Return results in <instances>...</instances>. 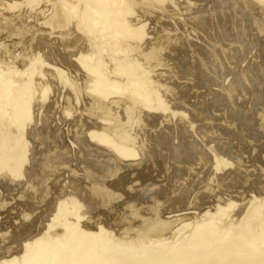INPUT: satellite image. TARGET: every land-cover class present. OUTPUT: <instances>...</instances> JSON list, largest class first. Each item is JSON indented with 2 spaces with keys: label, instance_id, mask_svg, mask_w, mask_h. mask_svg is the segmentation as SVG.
Instances as JSON below:
<instances>
[{
  "label": "rangeland",
  "instance_id": "374dc122",
  "mask_svg": "<svg viewBox=\"0 0 264 264\" xmlns=\"http://www.w3.org/2000/svg\"><path fill=\"white\" fill-rule=\"evenodd\" d=\"M13 1L0 2V68L32 70L34 95L21 174L0 163V258L16 256L62 199L83 215L82 228L94 231L98 224L134 239L145 232L169 236L164 222L172 214L186 212L174 226L182 234L215 204L234 220L244 216L250 194L264 198V0H119L129 11L122 10L124 20L143 26L137 37L120 32L115 41L87 32L80 10L62 8V0ZM39 8L45 10L40 16ZM116 40L129 48L121 52L139 62L136 71H145L164 106L153 99L152 110L144 107L128 85L106 98L89 92L91 82L74 57L86 55L89 65L103 57L113 68L128 60ZM27 57L35 60L28 69ZM7 126L18 134L14 124ZM91 131L109 133L136 155L118 156L88 138ZM57 226L50 235L60 233Z\"/></svg>",
  "mask_w": 264,
  "mask_h": 264
},
{
  "label": "bare ground",
  "instance_id": "6f19581e",
  "mask_svg": "<svg viewBox=\"0 0 264 264\" xmlns=\"http://www.w3.org/2000/svg\"><path fill=\"white\" fill-rule=\"evenodd\" d=\"M14 1L12 3H14ZM129 1L126 0V2ZM18 2L20 1L18 0ZM62 2L64 3V6L61 7L64 8L66 6V9L72 13L75 11V8H78L80 11H77L79 12V15L77 13V19L78 21H81L79 23L82 27H84L87 32H93L94 35L95 33H98L103 41L110 36H112L111 38H113V40L116 39L120 32H127L131 36L137 37L143 26L138 25L141 23L139 22L136 23V26H138L136 27L134 25V27L128 23V20H124L123 14L125 13H123L122 10L125 11V9L120 5L123 4L124 1L120 4L118 3L120 2L119 0H62ZM62 2H60V4L63 5ZM1 3H4L3 0ZM53 3L50 2L49 4ZM55 3L59 4L57 1ZM66 9L63 10L67 12ZM44 11V8H41V10L39 8L37 14L40 16ZM54 11L56 12V10ZM125 12L128 14L129 11L126 10ZM25 13H22L23 16H21L24 17ZM56 15V18H58L61 14L58 16L57 12ZM74 15H72V17ZM48 20L49 19H47V21ZM57 22H59V19H57ZM75 23H77V21ZM79 25L78 27H81ZM74 26L76 27V25H73V27ZM89 39H91V41L93 40L92 38ZM111 40L112 39L109 41L111 42ZM117 40L115 43L121 45L122 43L118 44L119 42H117ZM131 40H133V38ZM104 43L108 44L109 42L106 41ZM128 43L129 42H126L125 44L127 45ZM111 44H113V42H111ZM117 45L115 44L116 48L118 47ZM122 45L121 47L119 46V54L122 53L121 50H124L125 52V49H127V54L129 48H126L124 43ZM91 46H93V43ZM115 47L114 50H119ZM122 47H125V49H121ZM94 52H96V49ZM98 52L96 54H98ZM114 54L115 53L112 54V58H115L114 56L118 53ZM122 54L125 55V53ZM124 55L123 57L125 58L126 55ZM96 56L97 55L92 56L91 54L90 57ZM102 58H96L97 60L92 58L93 63L89 65L85 62L86 55L84 58L85 60H83L81 56L74 57L75 63H77L79 69L87 75L89 84L91 82V84L88 85L91 86L89 92H93L100 98H106L129 88L131 93H134L133 96L138 95L140 98L139 100L142 101L144 107H147L148 109L152 110L156 106L150 104L153 99L158 101L160 105H165L164 102H162L163 100L159 98L156 89L153 90L151 89L152 86H148V76L145 75L144 77L145 71H142L143 74L139 72L140 70L136 71L137 68H140V65H137L139 62L136 63L135 61H132L134 59H130L131 57L129 58L130 60L126 57L125 59L128 60H124V62L121 60L122 62L120 61L118 64L116 63L117 66L115 65V67L112 66L113 68H110L107 67L108 64L103 63ZM27 59L28 60L25 63L29 62V66H27L26 69L30 68V65H33V62L35 61L33 60L34 58L27 57ZM37 59L36 61H39V59ZM92 59L89 58V61ZM109 59L111 60V58ZM118 59L119 58H117V60ZM135 64L137 65L136 68ZM9 68H0V122L5 119L4 122L2 121L1 123L4 124L5 128H1L0 131V163L7 166L11 173H17L20 175L22 162L26 159V140L23 135V129L29 121V102L30 99L33 98L32 95H34L33 84L31 85L34 72L28 69V71L26 70L27 73L25 71L22 73H16L15 70L11 71ZM54 69V71L59 72L61 76L62 71L58 68ZM15 74L16 76L19 75L18 79L15 78ZM22 74H24V76L23 78H20L22 77ZM122 74L125 75V78L120 80L119 78L123 77ZM118 75L122 76L117 78ZM122 80H125V83L120 84ZM125 85H128V88ZM155 101L154 104H156ZM7 124H9V126L13 124L15 125L18 130V136L8 130L9 127ZM101 132L98 133L91 131L88 132L87 136L91 140L95 139L106 146L109 145V147L122 158L136 155V152L133 149L122 145V143L120 144V142L119 144L116 143L114 138H111V136L108 135L109 133L104 134ZM123 134L120 136V138L122 137L121 139L125 138L123 136H125L126 133ZM219 162L222 161L219 160ZM217 167L216 164V168ZM246 201L245 206H247V210L243 211L245 209H241V213L244 212V216L234 220L229 219V217H224L227 208L215 204L213 206V213L207 209L203 210L201 217L204 218L200 222H194L190 228H188L189 222L184 223V228L186 229L187 227L188 230L185 233L180 234L178 232L181 227H174L176 225L175 222L177 220L180 222L181 220H184L186 212H179L182 211L179 210L178 214H172V216H169V218L175 217L174 219L169 222H164L169 225L167 232L164 234L169 233V236L161 237L157 235V238H155L156 236H151L150 233L144 235L147 233L145 232L143 235H138V237L134 239H129L130 236L126 239H122V237H118L121 233L117 234L118 236H115L114 233L111 231L109 232V230L107 231L98 224L96 226H94L95 224L93 225L94 231L87 229L86 226L85 228H82V226H79V221H81L80 219L83 215L81 216L78 211H73L76 207L73 202V206L70 207L67 204L68 202H66L65 199H62L53 204L54 206L50 211L51 217L48 218V222L43 226L44 229L40 231L38 230L35 234H32V236L23 239L20 243V248L13 252L17 255L0 258V264H264V198L258 201L257 197H253V195L250 194L249 199ZM227 204L230 206L232 203L228 202ZM69 207L72 209H69ZM177 216L179 218H176ZM71 217L72 221H70ZM54 225L60 227V233L54 231V234L52 233L53 235H50V229L54 230ZM172 229L173 231L171 233ZM125 233L123 232V234ZM132 235H135V233Z\"/></svg>",
  "mask_w": 264,
  "mask_h": 264
}]
</instances>
